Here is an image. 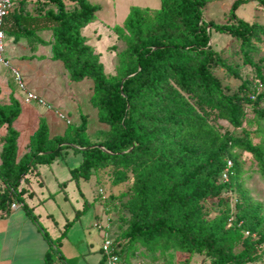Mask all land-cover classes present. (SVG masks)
<instances>
[{
    "label": "trees",
    "instance_id": "obj_1",
    "mask_svg": "<svg viewBox=\"0 0 264 264\" xmlns=\"http://www.w3.org/2000/svg\"><path fill=\"white\" fill-rule=\"evenodd\" d=\"M14 1L7 35L19 40L51 30L52 41L47 43L37 36L38 43L51 46L52 59L64 64L72 81L92 80V105L100 123L109 127L103 132L104 140L95 142L87 132V118L82 116L79 126L68 124L63 136L51 138L42 118L30 139L29 153L17 162L20 134L14 125L22 107L13 95L10 104L0 103V128L7 130L0 141V180L4 185L0 211L9 213L14 201L24 204L51 245L46 264H52L53 251L59 253V244L88 208L65 225L58 239L51 241L19 187L36 166L51 165L65 149L83 155L82 165L71 171L77 182L108 168L114 171V185L127 181L128 172L135 175V196L129 206L132 218L123 233L129 242L166 239L190 257L204 255L212 264L256 263L259 246L264 244L260 206L251 205L243 196L246 203L230 227V216L222 214L210 220L204 206L207 200L219 198L238 183L240 168L232 153L235 148L264 160L260 147L248 139L249 132L244 138L236 137L211 121L214 113L218 120L240 128L249 108L264 119V93H259L258 87L253 93L248 90L250 81L264 85V57H260L264 25L237 16L242 5L258 1L264 7V0H234L230 21L225 24L204 20L208 0H161L153 17L148 9L133 7L124 27L116 29L119 37L127 39V49L121 55L125 62L118 74L110 75L101 54L83 34L96 21L99 6L89 0H40L45 7L42 15L24 17ZM38 22L42 23L40 27L35 26ZM214 30L240 42L242 65L250 68L252 79L244 78L241 67L223 57L226 49H213ZM0 66L12 74L15 89L25 93L11 70L1 63ZM217 68L241 82L237 91L223 86L215 74ZM227 159L233 161V174L229 184H221L219 178ZM114 240L118 254L128 264L124 245Z\"/></svg>",
    "mask_w": 264,
    "mask_h": 264
},
{
    "label": "rangeland",
    "instance_id": "obj_2",
    "mask_svg": "<svg viewBox=\"0 0 264 264\" xmlns=\"http://www.w3.org/2000/svg\"><path fill=\"white\" fill-rule=\"evenodd\" d=\"M89 1L99 6L101 10L97 13L96 21L86 28L84 35L88 38L89 43L95 47V52L101 54V61L104 63L106 73L108 75L118 74L125 62H122L121 55L125 53L128 43L126 36L119 37L116 29L124 27L125 21L133 7H139L144 10L148 9L149 15L153 17L155 12L161 7V0ZM233 2L234 0H208L206 7L203 9L204 20L217 24L228 23L230 21L229 11L232 8ZM16 5L24 17L42 15V11L45 10L40 0H16ZM68 5L69 7L71 6L69 3ZM237 16L248 22L264 25V7L258 1H251L248 4L242 5L237 10ZM11 22L10 25L12 26ZM40 22L36 23L35 26L40 27L42 24ZM45 38H53V33H48ZM6 42L7 51L4 53V56L10 61L23 58L32 59L30 49L38 44L37 36L10 40V36L7 35ZM8 43H12L10 47H8ZM239 45L240 42L235 38L215 30L212 31L213 49L217 51L226 49L223 51V57L228 62L241 67L240 71L244 78L252 79L253 76L250 75L252 73L250 68L242 65V59L239 55ZM39 52L44 57H49L43 58L38 74L35 73V76H33L34 81L39 85L38 87L43 89L42 92L38 91L35 93L46 102L47 106L38 102H32L27 105L36 107L35 110L39 114H43L47 109L64 124H68V122L71 124H81L83 121L82 116H85L91 139L95 142L104 140L103 132L108 131L109 127L99 122L97 111L92 105V80L72 81L64 73L63 63L52 59L51 47L39 49ZM261 56L264 57V42L260 45ZM17 66L16 68L19 69L28 88L23 71ZM215 74L222 80L223 86H229L230 90L237 91L241 83L240 81L230 79L225 71L218 68L215 70ZM7 83L11 90L17 88L12 79V74L0 67V98H2L3 94L7 96L10 93ZM249 84L248 90L251 93L257 87L259 88V93H264V85L260 81H250ZM261 105L264 107V101H262ZM42 107L46 109L43 110ZM50 117L52 116L50 115ZM27 121L29 119H26ZM211 121L222 128L223 132H232L236 137L244 138L246 132H249L248 139L254 145L260 147L264 155V119L255 114L251 108L247 109V113L242 120V126L237 129L225 121L218 120L214 113L211 114ZM232 153L234 156L233 161L237 162L240 168L238 183L233 189L223 191L219 198L206 201L204 209L207 218L212 220L222 214H226L228 217H236V213H239L246 203L243 196L251 205L260 206L261 216H264V160L262 162L253 154L239 148H235ZM80 161L83 163V155L76 152L71 156L67 164L75 167ZM67 164H60L64 174L68 172ZM58 169L57 172L59 174L60 171ZM44 170V174L47 177L49 176V187L53 190L51 186H53L54 181L50 177L51 172L48 171L47 166H45ZM127 174L129 177L127 181L114 185L115 175L113 170L110 168L98 170L94 174L96 177H93L91 181L81 180L82 182L80 181L79 183L75 180V183H73L78 184L77 188L76 185L71 186L69 191L63 192L60 197L48 201L46 209L49 214H52L54 222L49 226L41 219L39 222L48 231L50 240L55 241L60 236L59 228L62 229L61 227H64L65 224L75 220L78 213L74 212L72 205L76 209L81 210L87 205L86 200L88 199L96 204L95 207L97 206V209H101V213L102 205L105 208H109L108 212L113 215V220H111L113 225L112 227L108 225L110 236L117 239L120 245H124V258L128 264H212V260L204 255L196 254L190 257L187 251L182 250L173 242L166 239L153 243H145L129 242L124 238L123 233L129 227L132 218L129 210L130 201L135 196V175L132 172H128ZM95 193L97 197L100 196V199L95 197ZM231 193L233 200L229 197ZM65 195H69L70 199L66 200L64 198ZM103 197H106V199H103ZM237 199L238 203L235 204ZM36 201L35 199L34 202ZM43 207H45V203H43ZM101 213L98 212L100 216ZM92 215L93 212L90 216ZM101 232L94 227L89 229L85 224L84 228L77 225L74 232L70 235V239L59 244V253L53 251L52 264H101V247L104 240ZM254 238L258 239L257 234L254 235ZM84 240L87 242L86 245H84ZM88 243L92 252H97L95 256H84L85 252H87ZM259 249V259L253 264H264V244H261Z\"/></svg>",
    "mask_w": 264,
    "mask_h": 264
},
{
    "label": "crops",
    "instance_id": "obj_3",
    "mask_svg": "<svg viewBox=\"0 0 264 264\" xmlns=\"http://www.w3.org/2000/svg\"><path fill=\"white\" fill-rule=\"evenodd\" d=\"M85 30L86 28L83 30V34ZM50 32L52 33L51 30H46L41 32L38 31L37 36L42 40H44L45 42L49 43L52 41L53 38L46 39L45 36ZM13 39L14 38L10 37V40ZM11 44L12 43H8L9 45L8 47H10ZM49 47L51 46L50 45L44 46L38 43L37 45H34L30 49L32 53L31 57H33L32 59L23 58V59L11 60V63L14 65V67L18 65L23 71L25 81L28 83V90L30 91H34L36 93L38 91L41 92L43 91V89H40L38 87L39 85H37V83L34 81L33 76H35V73L38 74L39 68L41 67L40 63L43 61V58L49 57V56L44 57L43 55H41L39 49H44V48L48 49ZM63 68H64L63 69L64 73L69 76L65 67ZM7 87L10 89V93L7 96L3 94L2 98H0V103L2 105L10 104V97L11 95H13L20 102L22 107V114L19 120L14 125L20 134L18 139V153H17V162H20L24 158V156L27 153H29L30 139L33 136V134L37 131L40 120L42 118L46 120L49 126L51 138L57 136H63L66 130L68 129L69 125L61 123L58 117H56L53 113H50L44 107H42L43 110L45 109L46 110L43 112V114L37 113V111L35 110L36 107L34 108V107H30V105H27L28 103H26L25 100V93L16 89L11 90L8 83H7ZM91 87L93 93V83ZM50 115L52 117H50ZM25 117L26 119H29V121L26 122V119H24ZM97 118H98V112H97ZM72 125L79 126L80 124L72 123ZM6 134H7L6 128H0V141L3 140ZM2 148H3V142L0 144V154ZM70 152H75V151L73 149H65L62 151L61 155L55 160V162L52 163L51 165L36 166L26 176V178L22 181L21 186L19 187L20 191L22 190L24 191L23 199L25 203L33 210L34 214L38 216L39 220L41 219L42 221H45L48 226L52 225V223L54 222V218L52 214L51 213L49 214L48 210L46 209L47 208L46 204L48 203V201L55 200L56 198L60 197V195L63 192L65 193V191H69L71 186L73 187L74 185H76V188L78 187V184H74L75 179L72 177L70 172L80 167L82 165L81 164L82 162L80 161L75 167L69 166L67 164L68 160H70L71 156L76 153L75 152L71 154ZM61 163H65L68 166V172L65 174L63 169L60 167ZM0 164H1V159H0ZM45 166H47L48 171L51 172L50 177H52L54 181L53 186H51L53 187V190L49 187L50 185L48 181L49 176L47 177L44 174ZM57 169L60 171L59 174L57 172ZM93 177L96 176L91 175L88 180L91 181ZM81 180L86 181L85 178L81 177L79 183ZM3 189H4V185L0 180V192L3 191ZM95 195H96L95 197H97L96 193ZM64 198L66 200H69L70 196L65 195ZM98 198L100 199V196H98L97 199ZM35 199L37 200L36 202H34ZM86 202L87 205L85 207H87L88 210L84 214H80L78 220L75 218L76 220L73 226L71 227L68 236L63 241L70 239V235L74 232L77 225L81 226V228H84V224H85L89 229L91 227H94L97 230H99L96 227V225L98 224H101L103 226L111 225L112 227L113 222L111 220H113V215L108 212L109 208H105L102 205V213H101V209H97V206L95 207L96 204L94 202L88 199L86 200ZM15 203L18 204L17 209L10 210L9 213H6V211H0V264H46V255L51 247L50 243L45 238L43 231L41 230L39 225L27 214L26 210L23 207L24 204L18 201H14V204ZM43 203H45V207H43ZM85 207L79 210L76 209L74 205H72L74 212L78 214L81 213L85 209ZM40 210L42 211L41 213ZM92 212L93 215L90 216ZM98 212L101 213V216L98 214ZM64 227H61L62 229L59 228L60 236L64 231ZM78 230L80 229L78 228ZM99 231L101 232V230ZM101 234L103 235V232H101ZM86 244L87 242L84 240V245ZM96 254L97 252H92L91 248H89V243H88L87 252H85L84 256L91 257V256H95ZM100 259L102 264V259H103L102 251H101Z\"/></svg>",
    "mask_w": 264,
    "mask_h": 264
},
{
    "label": "built area",
    "instance_id": "obj_4",
    "mask_svg": "<svg viewBox=\"0 0 264 264\" xmlns=\"http://www.w3.org/2000/svg\"><path fill=\"white\" fill-rule=\"evenodd\" d=\"M15 9V1L14 0H0V63L3 64L6 68L10 69L13 73L14 79L19 85V87L25 92L26 94V103L30 104L32 102H38L44 106H47L46 102L37 95L34 91L28 90L23 76L21 75L19 69L14 67L11 63V61L4 56V53L7 51V30L11 26V15ZM68 124H71L68 122ZM233 161L231 159H227V167L225 171L222 173L220 177V183L221 184H229L231 180L232 169H233ZM102 192V190H101ZM229 197H233L232 193L229 195ZM103 199H106V197H103ZM233 200V198H232ZM238 203V199L235 201V204ZM18 208V204H13L10 208V210H15ZM236 220V217H231L229 227L232 226L234 221ZM96 227L103 232V246L101 248L102 256L104 258L105 264H125V261L120 257L118 254V250L116 247V243L114 238L110 236L109 226H103L101 224L96 225ZM249 233H246V236H248Z\"/></svg>",
    "mask_w": 264,
    "mask_h": 264
}]
</instances>
